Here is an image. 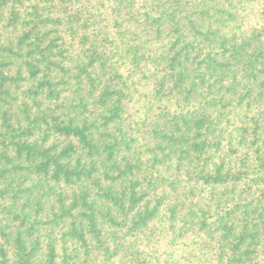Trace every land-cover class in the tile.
I'll return each mask as SVG.
<instances>
[{
	"label": "trees",
	"instance_id": "trees-1",
	"mask_svg": "<svg viewBox=\"0 0 264 264\" xmlns=\"http://www.w3.org/2000/svg\"><path fill=\"white\" fill-rule=\"evenodd\" d=\"M0 264H264V0H0Z\"/></svg>",
	"mask_w": 264,
	"mask_h": 264
}]
</instances>
